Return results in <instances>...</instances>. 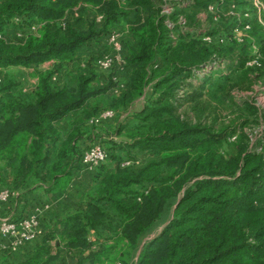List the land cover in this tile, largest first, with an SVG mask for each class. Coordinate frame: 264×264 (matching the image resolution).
Returning <instances> with one entry per match:
<instances>
[{
  "label": "trees",
  "instance_id": "obj_1",
  "mask_svg": "<svg viewBox=\"0 0 264 264\" xmlns=\"http://www.w3.org/2000/svg\"><path fill=\"white\" fill-rule=\"evenodd\" d=\"M210 4L220 10L229 0H0V69L23 66L36 78L27 101L12 93L13 77L0 78V181L14 191L28 181L64 187L82 149L105 137L106 160L95 168L93 184L59 221L63 246L86 251L89 264H264V150L238 146L224 154L218 149L226 138L222 130L175 113L177 89L195 71L224 56L243 69L249 57L250 43L239 44L234 35L238 18L206 42L189 30L196 12ZM86 8L100 23L94 17L84 28L73 26L70 11ZM121 22L128 42L119 66L129 73L121 86L111 74L96 82L92 65L71 82L51 85L80 48ZM10 26L17 40L5 38ZM253 41L264 46L262 36ZM199 77L200 85L210 80L205 72ZM116 87L107 104L104 96ZM105 109L111 117L91 121ZM67 115L72 119L64 134L58 124ZM108 119L115 120L113 128L101 133ZM262 122L264 129V111ZM172 201L167 223L142 241ZM55 257L43 242L20 264H51Z\"/></svg>",
  "mask_w": 264,
  "mask_h": 264
},
{
  "label": "rangeland",
  "instance_id": "obj_2",
  "mask_svg": "<svg viewBox=\"0 0 264 264\" xmlns=\"http://www.w3.org/2000/svg\"><path fill=\"white\" fill-rule=\"evenodd\" d=\"M126 3L127 0H121ZM239 0H229L227 7L220 10L214 9L213 5H208L205 10L196 12V20L192 22L189 30L191 32H201V40L209 41L208 37L215 36L217 32L223 31L224 26L230 23L234 18H238L242 24H237L233 28L234 35L239 44L249 42V57L245 60L243 69L234 67V60L231 56H224L215 64H210L208 68L195 71L190 77V83L177 89V99L175 100V113L189 122L200 121L202 124L210 125L215 130H222L226 138L221 142L218 149L224 153H235L238 146H247L252 151L264 150V129L262 122V113L264 111V84L263 75H258L264 70V46L255 43L254 36L264 37V0H248L249 4L238 3ZM164 10L170 11V6L164 5ZM70 23L78 28H84L87 20L96 17V23H100L101 17L91 8L83 11L76 9L69 13ZM181 31L185 28L181 27ZM13 26H10L5 33L7 40L15 39ZM120 48L115 50L108 42L107 36H103L97 41H93L80 48L78 57L74 63L67 64L63 72L53 76V82H71L73 78L81 71L88 73V68L92 65L95 73H98L96 81L101 83L105 76L113 75L120 82H125L129 78L128 69L123 66L109 71L101 70L96 65L95 59L105 55H115L123 57L127 54L126 44L128 42V33L125 22H121L114 30ZM180 31V32H181ZM254 60L257 63H254ZM90 62V63H89ZM250 62V63H249ZM94 64V65H93ZM46 66L47 64H42ZM214 68V70H211ZM204 70V71H203ZM203 72L210 76L204 84H199ZM5 76L13 77L17 83L12 89V93L17 98L27 101L32 97V89L35 84V77L32 75L31 68L15 66L6 69H0V78ZM59 80V82H58ZM150 88H146V93ZM186 97H182V96ZM112 96L107 93L104 98L109 101ZM1 100V97H0ZM1 102V101H0ZM142 97L133 102L132 108H138L141 105ZM111 103V102H110ZM253 104L258 110V116L252 114L250 104ZM205 105V108L203 107ZM115 120H107L109 131L112 130ZM115 140L120 136H114ZM99 144L106 146L105 137L98 140ZM133 154L141 159L150 158L148 152L133 151ZM3 172H1L2 174ZM7 188L0 181V189ZM173 201L169 204L162 216L156 220L153 225L142 234V241L156 235L167 223L171 216Z\"/></svg>",
  "mask_w": 264,
  "mask_h": 264
},
{
  "label": "crops",
  "instance_id": "obj_3",
  "mask_svg": "<svg viewBox=\"0 0 264 264\" xmlns=\"http://www.w3.org/2000/svg\"><path fill=\"white\" fill-rule=\"evenodd\" d=\"M44 63L47 65H41V67H48L49 63ZM62 83H58V85ZM56 84L51 81V85ZM122 84L123 82H120L119 86ZM118 90L116 87L108 92L112 96H116ZM31 98H33V94ZM71 117V115H67L58 124L64 134L69 130ZM106 125L107 120H104L100 125L101 133L109 131L110 128ZM95 170L85 169L79 163L76 168L72 169L71 178L66 186H51L28 181L15 191L14 196L1 202L0 217L18 220L34 214L39 219L40 231L32 238L19 243H15L17 235L0 236V264H20L28 259L35 248L43 242L49 244L50 252L56 255L51 264H89L85 259L86 251L67 250L63 246L59 235L61 230L59 221L80 206L88 189L93 184ZM114 264H119V262Z\"/></svg>",
  "mask_w": 264,
  "mask_h": 264
},
{
  "label": "built area",
  "instance_id": "obj_4",
  "mask_svg": "<svg viewBox=\"0 0 264 264\" xmlns=\"http://www.w3.org/2000/svg\"><path fill=\"white\" fill-rule=\"evenodd\" d=\"M117 33L111 31L108 36V42L113 46L115 50L120 48ZM210 40V38L208 37ZM96 65L101 68V70H106L111 68L113 65H119L123 62V58L115 55H105L96 59ZM250 63V62H249ZM254 63L257 61L254 60ZM113 114L112 110L105 109L101 111L97 116L91 119V121L97 123L103 118L111 117ZM106 160V152L104 147L98 142L84 147L80 155L81 165L88 170H93L101 163ZM129 162L126 161L125 164ZM15 195L14 190L8 188L0 189V203L9 199ZM39 219L36 215H29L18 220L0 217V236L17 235L15 243L22 242L23 240H28L32 238L35 234L39 232Z\"/></svg>",
  "mask_w": 264,
  "mask_h": 264
}]
</instances>
